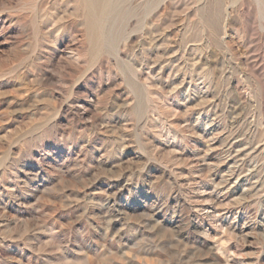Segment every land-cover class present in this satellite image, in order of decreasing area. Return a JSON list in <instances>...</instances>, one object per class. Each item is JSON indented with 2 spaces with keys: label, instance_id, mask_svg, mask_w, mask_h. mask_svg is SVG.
<instances>
[{
  "label": "rangeland",
  "instance_id": "374dc122",
  "mask_svg": "<svg viewBox=\"0 0 264 264\" xmlns=\"http://www.w3.org/2000/svg\"><path fill=\"white\" fill-rule=\"evenodd\" d=\"M95 7L0 0V264H264V0Z\"/></svg>",
  "mask_w": 264,
  "mask_h": 264
},
{
  "label": "bare ground",
  "instance_id": "6f19581e",
  "mask_svg": "<svg viewBox=\"0 0 264 264\" xmlns=\"http://www.w3.org/2000/svg\"><path fill=\"white\" fill-rule=\"evenodd\" d=\"M113 1H115V0H79V4H80V2H81V5H83L86 9H87V11L89 10V11H92V9L93 8H96L95 6H101V7H103V8H107V7H109V6H111L112 4H113ZM100 7V8H101ZM99 8V9H100ZM86 11V12H87ZM94 11V10H93ZM96 11H99L98 10V7H97V10L95 9V12ZM100 11H102V9L100 10ZM104 11H102V14H104L103 13ZM89 14V13H88ZM99 14V13H98ZM101 14V15H102ZM97 15V14H96ZM88 16V15H87ZM89 16H90V19L92 18V15H90L89 14ZM100 16V15H99ZM94 18H98V16L97 17H94ZM89 19V18H88ZM91 22V21H90ZM94 23V22H93ZM95 25V24H94ZM96 28V27H95ZM93 32H94V30H93Z\"/></svg>",
  "mask_w": 264,
  "mask_h": 264
}]
</instances>
